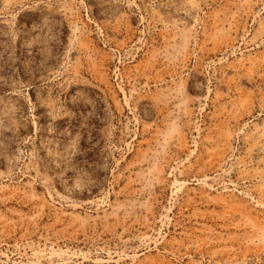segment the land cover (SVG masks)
I'll return each mask as SVG.
<instances>
[{
	"label": "rangeland",
	"instance_id": "obj_1",
	"mask_svg": "<svg viewBox=\"0 0 264 264\" xmlns=\"http://www.w3.org/2000/svg\"><path fill=\"white\" fill-rule=\"evenodd\" d=\"M0 264H264V0H0Z\"/></svg>",
	"mask_w": 264,
	"mask_h": 264
}]
</instances>
